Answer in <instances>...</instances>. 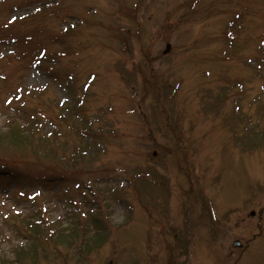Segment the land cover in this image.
<instances>
[{
    "label": "rangeland",
    "instance_id": "1",
    "mask_svg": "<svg viewBox=\"0 0 264 264\" xmlns=\"http://www.w3.org/2000/svg\"><path fill=\"white\" fill-rule=\"evenodd\" d=\"M0 264H264V0H0Z\"/></svg>",
    "mask_w": 264,
    "mask_h": 264
},
{
    "label": "water",
    "instance_id": "2",
    "mask_svg": "<svg viewBox=\"0 0 264 264\" xmlns=\"http://www.w3.org/2000/svg\"><path fill=\"white\" fill-rule=\"evenodd\" d=\"M169 47H167V49H168Z\"/></svg>",
    "mask_w": 264,
    "mask_h": 264
},
{
    "label": "trees",
    "instance_id": "3",
    "mask_svg": "<svg viewBox=\"0 0 264 264\" xmlns=\"http://www.w3.org/2000/svg\"><path fill=\"white\" fill-rule=\"evenodd\" d=\"M74 235V234H73ZM51 236V235H50Z\"/></svg>",
    "mask_w": 264,
    "mask_h": 264
}]
</instances>
